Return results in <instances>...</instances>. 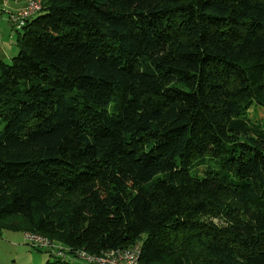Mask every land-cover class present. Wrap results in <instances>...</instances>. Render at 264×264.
I'll return each mask as SVG.
<instances>
[{"label": "trees", "instance_id": "obj_1", "mask_svg": "<svg viewBox=\"0 0 264 264\" xmlns=\"http://www.w3.org/2000/svg\"><path fill=\"white\" fill-rule=\"evenodd\" d=\"M39 12L0 61V232L92 256L138 244V264H264V119L248 116L264 115V0Z\"/></svg>", "mask_w": 264, "mask_h": 264}, {"label": "rangeland", "instance_id": "obj_2", "mask_svg": "<svg viewBox=\"0 0 264 264\" xmlns=\"http://www.w3.org/2000/svg\"><path fill=\"white\" fill-rule=\"evenodd\" d=\"M9 10L10 8L4 9L3 20L0 19V50L3 52L0 53V60H3L2 62L5 64H10L11 59L17 54V48L15 47L16 34L9 21V17L10 15H16L20 10H15V12H9ZM36 15L39 16L40 12ZM248 116L253 121L264 119L261 109L257 107H252ZM10 231L12 230L3 229L0 232V264H26V262H31V264H46L48 261L50 263L54 261V258L44 251L36 250L26 245L20 231ZM68 263L83 264L81 261L73 258Z\"/></svg>", "mask_w": 264, "mask_h": 264}, {"label": "built area", "instance_id": "obj_3", "mask_svg": "<svg viewBox=\"0 0 264 264\" xmlns=\"http://www.w3.org/2000/svg\"><path fill=\"white\" fill-rule=\"evenodd\" d=\"M40 10L41 0H32L24 9L16 13V15H10L9 21L14 30H20L25 21L37 14ZM23 239L32 248L42 250L62 262H67L73 258L81 261L83 264H138L139 260L138 244L127 250L107 251L100 256H92L84 251L69 253L70 250L67 247L56 244L33 232H23Z\"/></svg>", "mask_w": 264, "mask_h": 264}, {"label": "crops", "instance_id": "obj_4", "mask_svg": "<svg viewBox=\"0 0 264 264\" xmlns=\"http://www.w3.org/2000/svg\"><path fill=\"white\" fill-rule=\"evenodd\" d=\"M30 1H32V0H0V8H2V10H0V19L3 20V15H4L3 10L4 9L10 8L9 12H15V10H18V11L20 10L21 11L22 9H24L27 6V4ZM0 53H3V52L0 50ZM0 61H3V60H0ZM21 236H22V239H23V232H21ZM23 241H24V239H23ZM26 264H31V262H26Z\"/></svg>", "mask_w": 264, "mask_h": 264}]
</instances>
